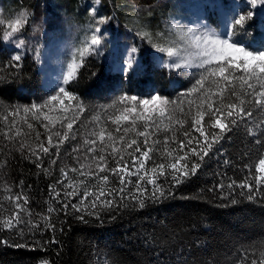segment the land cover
I'll return each instance as SVG.
<instances>
[{
	"label": "trees",
	"instance_id": "1",
	"mask_svg": "<svg viewBox=\"0 0 264 264\" xmlns=\"http://www.w3.org/2000/svg\"><path fill=\"white\" fill-rule=\"evenodd\" d=\"M183 1L98 0L92 7L95 0H0V264H242L245 252L250 258H260L259 254L264 252V198L249 201L240 195L247 189L238 185L264 175L245 168L258 163V155L264 158V148L255 143L256 138L264 140V135L249 136V126L242 125L227 133L217 145V154L207 157L195 175H178L189 170L180 163L178 172L168 167L187 152H179L177 143L187 142L185 130L194 141L199 138L203 144L194 126L196 104L200 101L190 92L202 70L170 68L164 51L168 39L157 33L166 31L175 14L174 6ZM208 1L213 6V11L206 8L208 24L217 25V14H226L232 24V42L252 52L264 51V39L260 38L264 15L260 19L250 16L243 26L236 25L235 11L228 13V8L240 0ZM244 7L245 4L240 7L242 11ZM90 8L95 10V19ZM25 16L23 25H16V20ZM101 18H105L102 25L97 23ZM13 26L20 31L5 41L3 35ZM97 28L98 51L87 49L82 56L76 55L74 76L64 85L73 98L61 95L53 102L50 97L59 88L46 89L42 83L40 64L44 54L56 39L72 45V37L85 31L88 35ZM20 40L24 47L20 50L19 67L10 66ZM110 43L132 56L126 72L118 70L117 59L109 56ZM209 87L215 91L214 85ZM155 94L170 101L163 108L164 117H160L159 110L146 113L144 106H139L137 113L143 119L137 116L135 128L131 125L133 116H129L128 122H120L132 129L126 137L129 141L142 139L136 133L145 131L153 118L160 128L170 129L156 133V126L151 127L148 147H152L154 140L160 141L152 159L144 160L143 169L137 163L124 184L110 171L100 174L107 175L108 181L89 179V172H97L98 160H93L85 150L86 134L112 129L116 141L113 144L106 139L108 146L103 147L109 165L115 166L113 159L119 160L121 156L130 163L131 157L137 155L134 151L129 150L131 156L129 151L112 153V147L120 148L123 143L114 122L123 114L119 97L145 99ZM133 105L129 101V106ZM77 106H83L84 112H77ZM168 113H172L171 118ZM6 116L8 119H4ZM73 117L75 139L61 144L58 154L53 148L47 155L41 153L38 161L28 147L20 149L22 142L32 149H37L38 143L48 147V136L53 135L55 142L54 132L66 130V123L61 128L62 121L68 118L67 122H72ZM178 118L184 120L183 127L177 124ZM253 119L257 123L264 121V112L256 113ZM8 129L13 135L17 131L22 135L9 140L4 135ZM204 130H209L208 125H204ZM252 130L264 131L254 125ZM96 148L98 158L102 154L99 141ZM73 168L77 170L71 171ZM61 169L67 172V178ZM137 172L142 179H137ZM174 176L181 179L179 184ZM57 180L64 181L63 185H58ZM151 180L156 182L155 186L148 182ZM232 181L236 182L235 190L227 188ZM220 183L225 185L222 192L217 187ZM84 191L96 196L102 191L105 196L93 206L95 196L78 198ZM230 191L231 197L225 199ZM57 192L61 195L57 196ZM16 195L27 199L30 214L24 215L25 223L20 227L9 229L4 226L5 221L16 210L8 197ZM232 199L237 202L233 204Z\"/></svg>",
	"mask_w": 264,
	"mask_h": 264
},
{
	"label": "snow or ice",
	"instance_id": "2",
	"mask_svg": "<svg viewBox=\"0 0 264 264\" xmlns=\"http://www.w3.org/2000/svg\"><path fill=\"white\" fill-rule=\"evenodd\" d=\"M261 2H264V0H251V3L254 6ZM91 14L95 19L94 9L92 10ZM250 16L251 13H248L247 16L240 15L239 18L236 19L235 24L243 26L246 19ZM25 20L26 16L23 19H17L16 25L22 26ZM104 22L105 18H101L97 21V23L101 25ZM205 27L206 26L201 25L196 29H178L177 31L181 37L178 43L182 44L183 47L167 49V55L170 58V68L177 70L183 67H196L202 70L199 73V78L195 81V86L190 90V92L195 93L200 101L196 104L197 110L194 117V126L195 131L200 133V136L203 138V144H201L199 138L194 141L187 130H185L184 135L188 137V140L187 142L184 140L178 141V150L179 152H185V150H187V152H190V155L185 152V155L180 156L179 160L168 165V167L174 172H178V163H180L183 168L189 169L182 174L178 173V175L182 177L195 175L207 157L217 154V145L227 137V133L233 131L235 128L246 125L249 126L247 133L249 136L258 137L260 135H264V131L257 132L252 130L253 125L256 129L264 130V121L257 123L253 119L256 113L264 112V51H249L243 46L231 42L228 38L221 39L218 35L209 34L207 31H202V29ZM19 31L20 28L13 26L10 32H7L3 35V39L8 41ZM95 31L96 33H99L100 29L97 28ZM99 44L100 36L93 35L90 41L91 50L98 51L95 46ZM23 47V40H20L18 43H16L15 48L17 54L11 57L12 64L10 66L15 65L16 67H19V61L22 59L20 50ZM135 50L136 49L133 48L132 52H135ZM36 51L38 54V50ZM81 55L83 54L81 53ZM178 61L185 62L180 63ZM127 63L130 66L131 61H128ZM70 67L73 71L75 70L74 64ZM73 71H69L67 73L65 83H67L68 79H71ZM125 71H127V69H125ZM210 84L215 86V91L209 87ZM205 89L208 90L205 91ZM187 94L188 93H184V95ZM61 95L67 98H73L72 94L66 91L64 87H59L57 94L52 95L50 99L53 102H56L60 99ZM129 101L134 102V105L129 106ZM119 102L122 105L123 114L117 116L114 122L117 124L115 132L120 134L119 141L123 143L120 148L112 147V153L119 155L121 152L132 150L137 153V155L131 157L130 163L125 162L123 156H121L119 160L113 159L112 164L115 166H110L106 158L107 154L103 153V147L108 146L105 144L106 139L110 142H113V144L115 143L116 137L113 136V130L102 128L98 134L95 131L87 133L86 135L88 138L85 140V150L93 160H98L96 164L97 172H89V179L100 178L104 181H108L109 177L107 175L101 176L100 174L104 173L105 171H110L113 176L120 179L121 184L127 183L128 181L126 180V177H129L131 174H133V169L137 163H139V168L143 169L145 167L144 160L152 159V154L156 150V146L160 143L159 140H154L152 147H148L149 136L152 135L150 130L151 127L156 126V133H167L170 130L167 127L160 128L158 126V121L153 118L151 125H147L145 131L136 133V135L142 139H131L130 141L127 140L126 137L132 129L127 123L121 126V121L128 122L129 116H133L131 125L132 128H135L137 116H140V114L137 113V108L139 106H155L157 102L167 105L170 103V101L160 94H155L150 98L145 99H139L136 96L123 95L119 97ZM32 107L35 108L36 105H32ZM191 107L192 106L190 104L188 108L189 112L191 111ZM76 111L83 113V106H77ZM159 115L160 117L165 116L163 108L159 109ZM171 116L172 113H168V117L171 118ZM140 118L143 119L142 116H140ZM4 119H8V117L6 116ZM67 119L68 118H65V120L61 123L62 129L66 123V130L54 132V136L56 138L55 142L53 141V135L48 136V147H45L42 143H38V148L32 149L29 145L22 142L20 143V149L23 150L25 147H28L30 153L34 155L38 161L41 159V153L47 155L53 148L56 149V154H58L61 144L70 139H75V135L72 134V130L76 118L73 117L72 122H67ZM169 123H171V119H169ZM177 124L183 127L184 120L178 118ZM204 125H208L209 130L207 132L204 130ZM28 127L31 128L32 126L28 125ZM45 127H47V125H45ZM189 127H193V124H189ZM217 128L219 129V132L215 131ZM4 135L7 139L13 140L15 137L22 135V133L17 131L13 135L11 129H8ZM36 138L39 141V133L36 134ZM98 141L102 145V148L100 149L102 154H100L97 158L95 153L98 151L96 148ZM164 143H168L167 135L164 137ZM255 143L260 145L261 148H264V140L256 138ZM141 145L144 147H141ZM73 151H80V149H73ZM129 155L131 156V151H129ZM140 157H143L144 159L141 160ZM249 158H251L250 155ZM77 159L79 160V157H77ZM257 159L258 163L251 167L245 165V168L250 173L257 172L264 174V158H261L258 155ZM52 163L54 164L56 161L53 160ZM189 163H191L190 168ZM225 163H229V161L226 160ZM83 167L84 165H81V168ZM159 167L164 169L163 164H160ZM76 170L77 169L75 168L71 169L73 172ZM61 174L67 178L68 174L63 169H61ZM83 174L84 173H82V175ZM135 174L137 175L138 180L142 179L138 172ZM173 178L176 179L177 184L181 182V179H177L175 176ZM148 182L152 183L154 186L156 185L154 180ZM56 183L58 185H63L64 181L57 180ZM140 187L141 186L137 187L138 192L140 191ZM217 187L222 192L225 188V185L220 183L217 185ZM236 187L237 185L235 181H232L227 185V188L230 190H235ZM238 187L240 189H247L246 192L242 191L240 195L246 196L249 201L256 200L258 197L264 198V175H256L251 183L242 182L238 185ZM56 195L60 196L61 193L57 192ZM108 195H111V193ZM153 195L155 196V193ZM160 195L163 196L164 193L161 191ZM89 196H95V200L93 201L94 206L96 200H99L100 197H104L105 193L101 191L99 195L96 196L95 193L84 191L78 198L87 199ZM230 197L231 191L229 192V196L225 197V199ZM120 198L123 199V189H120ZM131 198L135 199V197ZM8 199L14 206L16 212L11 219L5 221L4 226L9 229L18 228L22 223H25L24 215L30 214L28 208L26 207L28 201L26 198L20 195H16L14 198L10 196ZM107 202L111 204V200H108ZM231 202L235 204L237 201L232 199ZM140 206H144L142 201L140 202ZM49 211L51 212L52 210L50 209ZM34 227L38 228L39 225H35ZM259 257V259L250 258L249 254L245 252L243 254L242 264H264V252H261ZM44 264H46V262H44Z\"/></svg>",
	"mask_w": 264,
	"mask_h": 264
},
{
	"label": "rangeland",
	"instance_id": "3",
	"mask_svg": "<svg viewBox=\"0 0 264 264\" xmlns=\"http://www.w3.org/2000/svg\"><path fill=\"white\" fill-rule=\"evenodd\" d=\"M243 4H245L246 7H244L242 11L240 7L243 6ZM207 7L210 8L209 11H213V6L211 4L209 5L208 0H185L174 6L175 14L171 18L168 28L165 32L161 30L157 32L160 36H164L168 39V43L164 48L166 55L168 48L176 49L183 47L182 44L178 43L181 37L177 30L180 28H184L185 30L187 28L196 29L199 28L201 25H204L206 27L203 28L202 31H207L209 34L218 35L221 39L228 38L231 41L230 33L232 24L228 20V16L223 13L217 14V17L215 18L217 19L216 21L218 23L217 25L212 26L208 24L205 19ZM231 9L235 11L236 19L239 18L240 15L247 16L248 13H251V16L257 17L259 19L264 15V3L262 4V6H258L257 4L254 6L251 3V0H240L238 3H232L228 8V13L232 12L230 11ZM90 10V12H92L93 9L90 8ZM199 10H203V12L199 13ZM211 14L214 15V12ZM95 32V30L90 31L87 35L85 31L82 32L81 35L78 34V37H72V45H66L57 41V39L55 40V42H53L52 46L47 50L46 54H44L42 60L43 64H40L41 70L43 72V77L41 80L46 89H49L51 87H64L65 79L67 78V73L69 71H73L70 66L74 64L76 69V55L82 56L81 53L84 54L87 49H91L90 41L93 35H95ZM261 34H264V32H261ZM98 46L99 45H96L95 48L97 49ZM243 47L246 48L245 46ZM109 56L117 59L116 65L118 66V70L122 72H126L125 69H128L130 67L127 63L128 61H131L132 63V56H130V54L126 51H121L117 48L116 45L112 43H110ZM168 60H170L169 57ZM133 62L136 61L133 60ZM178 62L184 63L185 61ZM40 66H38V69H40ZM74 71L72 77L74 76ZM69 80L70 79H68L67 81ZM164 106V104L157 102L155 106H144V111L146 113H150L153 110H159L160 108H164ZM41 264H44V262Z\"/></svg>",
	"mask_w": 264,
	"mask_h": 264
},
{
	"label": "built area",
	"instance_id": "4",
	"mask_svg": "<svg viewBox=\"0 0 264 264\" xmlns=\"http://www.w3.org/2000/svg\"><path fill=\"white\" fill-rule=\"evenodd\" d=\"M98 4V0H95V3H92V7L96 6Z\"/></svg>",
	"mask_w": 264,
	"mask_h": 264
}]
</instances>
